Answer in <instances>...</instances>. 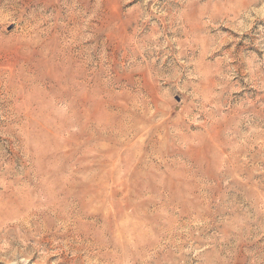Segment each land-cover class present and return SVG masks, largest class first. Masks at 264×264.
I'll use <instances>...</instances> for the list:
<instances>
[{
	"label": "rangeland",
	"instance_id": "obj_1",
	"mask_svg": "<svg viewBox=\"0 0 264 264\" xmlns=\"http://www.w3.org/2000/svg\"><path fill=\"white\" fill-rule=\"evenodd\" d=\"M0 264H264V0H0Z\"/></svg>",
	"mask_w": 264,
	"mask_h": 264
}]
</instances>
